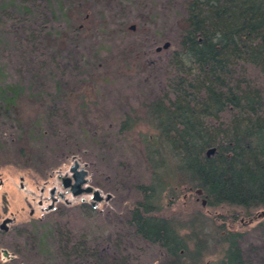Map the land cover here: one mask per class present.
Masks as SVG:
<instances>
[{"label":"rangeland","instance_id":"374dc122","mask_svg":"<svg viewBox=\"0 0 264 264\" xmlns=\"http://www.w3.org/2000/svg\"><path fill=\"white\" fill-rule=\"evenodd\" d=\"M188 1L0 0V12L21 20L0 35V86L19 89L15 104L0 109V224L9 219L8 236L0 239V264H120L115 246L99 252L97 247L94 257H66L54 248L53 234L41 247L15 228L46 219L60 205L81 203L126 221L142 196L137 186L149 183L151 171L137 134L147 125L139 120L127 131L121 124L128 116L142 118L146 104L161 92L167 58L180 51L187 30ZM75 162L87 171L83 187L98 190L100 201L92 199V192L72 195L62 185ZM197 195L168 190L155 202L179 224L200 211L207 249L197 264L224 259L227 233L239 234L230 239L243 264H264V209L245 217L240 208L206 206ZM100 218L79 222L99 249L113 228ZM189 231L180 229L181 234ZM139 248L141 264H164L168 258L158 245L142 242ZM230 257L236 259L233 253Z\"/></svg>","mask_w":264,"mask_h":264},{"label":"trees","instance_id":"16d2710c","mask_svg":"<svg viewBox=\"0 0 264 264\" xmlns=\"http://www.w3.org/2000/svg\"><path fill=\"white\" fill-rule=\"evenodd\" d=\"M187 11V30L180 51L167 58L161 92L146 104L142 118L128 116L121 124L127 131L139 120L147 125L137 134L151 171L149 183L137 186L142 196L126 221L88 203L60 205L16 233L41 247L53 234L54 248L66 257H94L97 247L99 252L115 246L120 264H141L139 245L148 242L166 252L164 264H197L207 249L200 211L179 224L155 204L161 193L200 189L197 196L206 206L240 208L245 217L264 209V0H189ZM20 23V17L0 12V35ZM18 94V86L1 85L0 109H10ZM209 148L214 152L207 155ZM163 171L172 176L162 178ZM97 217L113 225L100 249L96 238L79 228L82 220ZM185 228L189 234L180 233ZM4 236L8 232L0 231V239ZM238 236H222L229 247L218 264H243L232 239Z\"/></svg>","mask_w":264,"mask_h":264},{"label":"water","instance_id":"95a60500","mask_svg":"<svg viewBox=\"0 0 264 264\" xmlns=\"http://www.w3.org/2000/svg\"><path fill=\"white\" fill-rule=\"evenodd\" d=\"M131 29H133V27H131ZM168 48V44H164L163 49H167ZM161 49L158 48L157 51H160ZM214 152V148H209L206 151L207 155H210L211 153ZM70 172H71V177H65L62 179V185L65 188H69L70 192L72 195H78L81 194L83 192H92V199L95 201H100L101 200V195L99 193L98 190H93L91 186H87V187H83V185L85 184V177L87 176V171L85 169H81L79 166L78 162H75L74 165L70 168ZM195 192L197 194H201V190L200 189H196ZM54 193H55V188L51 189L50 194H51V201L52 203L56 200V198L54 197ZM203 203H205V200H202ZM49 208H52V205L49 206ZM9 219H5L3 221L2 224H0V229L2 231H7V226L5 225L6 222H8ZM2 254L4 256L8 255L7 250L3 249L2 250Z\"/></svg>","mask_w":264,"mask_h":264}]
</instances>
